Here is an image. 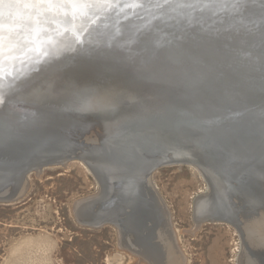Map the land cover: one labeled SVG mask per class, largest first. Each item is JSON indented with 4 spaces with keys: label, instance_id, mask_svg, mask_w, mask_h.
<instances>
[{
    "label": "water",
    "instance_id": "95a60500",
    "mask_svg": "<svg viewBox=\"0 0 264 264\" xmlns=\"http://www.w3.org/2000/svg\"><path fill=\"white\" fill-rule=\"evenodd\" d=\"M11 9L3 8L7 18L5 32L31 38L33 27L23 30L16 26L19 23L16 16L20 14L17 11L12 16ZM203 15L207 22L198 33L199 17ZM65 19L72 21L79 42L71 39L72 33L63 31L68 26L61 23ZM257 23L264 24V0H182V3L159 4L153 0L141 6L132 5L130 0H117L114 7L93 8L83 17L61 15L53 22H45L43 28L36 29L37 34H49L53 27L60 28L63 42L39 59L32 51L22 54L25 62L13 61L17 64L10 67L16 74L8 78L3 88H14L24 82L19 93L9 99L15 103L1 104L0 174L7 173L9 177H0V202L21 197L28 175L37 168L78 160L100 182L104 179L106 188L110 187L115 196L120 192L118 196L128 200L126 207L133 211L141 207L142 203L138 202L141 192L132 184L128 191L124 189L121 181L124 174L122 167H118L121 158L129 161V165L136 163L133 171L146 179V184L159 168L188 164L206 176L210 191L201 197L204 205L198 211L196 207V224L222 222L232 226L246 244V255L258 256L261 250L257 244L264 243V201L257 206H246L247 199L244 203L239 201L248 197L246 193L253 185L255 192L264 190V175L251 169L250 160V157L264 160V115L254 114L257 106L264 108V37L254 31ZM58 35L56 31L52 34ZM192 35L198 41H193ZM88 52L96 62L90 57L81 59V54ZM25 55L31 58L25 60ZM190 55L193 67L189 65ZM65 56H71L69 65L52 67L53 62ZM90 60L93 65H88ZM153 65L160 67L163 77L178 72L181 87L170 94L182 95L183 99L166 100L170 95L167 89L172 90V86L154 77ZM197 70L201 71L200 77L194 75ZM143 76H148V80ZM44 79V92H41L39 85ZM150 79L156 83L151 92L165 95L160 99L166 100L167 107L157 108L151 102L158 100L143 92L151 89ZM86 80L103 86L104 89L99 88L100 94L106 96L110 106L99 105L97 99L91 104L86 100L64 103V98L87 87ZM179 89H187L186 94ZM135 91H140L141 97L130 98L128 95ZM249 106L256 107L251 110ZM128 110L152 118L155 124L130 125L119 116ZM56 121L63 124L65 136L52 137L51 128L56 127ZM114 143H125L122 146L128 148L117 154L120 159L109 160L102 146ZM70 144L71 150H50ZM134 144H140L139 148L143 149L141 158H133L130 146ZM18 162L27 164L20 165V171L11 175L10 165ZM38 162L41 163L34 165ZM235 165L242 170L248 168L247 174L252 178L243 176V171L231 170ZM16 178L19 179L17 192L12 189ZM239 179L246 183L235 191ZM146 188L149 189L147 185ZM157 204L161 209L159 200ZM95 210L91 214H96L94 219H97L102 212ZM114 219H107V223L119 227L124 224L125 218L120 224ZM126 243L133 252L148 257L138 244L135 247L128 238Z\"/></svg>",
    "mask_w": 264,
    "mask_h": 264
},
{
    "label": "rangeland",
    "instance_id": "374dc122",
    "mask_svg": "<svg viewBox=\"0 0 264 264\" xmlns=\"http://www.w3.org/2000/svg\"><path fill=\"white\" fill-rule=\"evenodd\" d=\"M31 10L22 6L11 9L12 16L16 15L17 11L20 14L19 23L16 26H21L23 30L27 26L33 27L32 19L28 15ZM205 16L199 17L198 33L207 22ZM4 17L7 20L5 14ZM163 22L162 27L164 26ZM257 24L264 25L263 23ZM257 24L254 25V28L258 26ZM53 29L56 28L53 27L48 33L52 35ZM164 31L168 33L165 29ZM199 37L201 38V35ZM196 38V35L191 36L193 41H198ZM182 50L185 51L183 46ZM84 54H81L82 60L90 57L96 62L89 52ZM25 56H27L25 60L30 58L28 55ZM70 58L71 56H65L51 65L63 68L70 63L68 60ZM91 61L88 62V65H93ZM189 62V65L193 67L192 56ZM153 66L155 67V65ZM159 68L151 71L155 78L160 81L166 80V83L172 86V90L167 89V93H173L174 90L181 87L177 71H174V74L169 77H163L162 70ZM199 73L201 71L197 70L194 75L200 77ZM145 78L148 80V76ZM44 82L40 81L39 86L43 84L41 92H44ZM91 82L85 83L87 87H83L82 91L91 92L94 88H103L101 84ZM150 82L153 88L156 83L151 79ZM23 83L2 91L16 90ZM104 87L106 88V86ZM152 88L147 92L152 93ZM183 88L186 87L183 85ZM114 89L119 88L114 86ZM186 91L187 89L180 90L183 95L186 94ZM143 92L146 93V91ZM137 93L136 91L131 93L135 94V97L132 95V98L139 97L140 91ZM173 96L184 98L178 94ZM165 107L162 106V108ZM152 185L153 193L155 192L154 194L161 204V212L163 215L166 214L164 217L170 224L171 242L180 264H241L240 253L242 246L245 247L246 244L236 229L222 222H204L198 225L197 230L196 207L204 205L201 197H205L210 192L206 177H203L199 170L188 164L164 166L151 174ZM104 186L106 187L96 178L91 169L78 160L45 166L37 172L30 173L26 179L25 192L21 197L10 202H0V264H149V262L153 264L150 259L147 257L143 259L128 247L127 238L134 243V246L138 244L144 250V246L138 241L128 237L126 234L127 225L122 224L119 227L104 224L93 227L83 224L89 217L94 218L95 215L91 213L96 208L93 211L92 209L95 207L96 201L100 199ZM109 191L112 192L111 188ZM90 202L94 206L90 208L91 211L88 207L83 208L85 213L78 211L84 203ZM114 217V220L119 221L116 216ZM114 217L109 218L113 219ZM145 255L147 256L146 253ZM149 255L151 256L150 253ZM250 260L248 261L251 264Z\"/></svg>",
    "mask_w": 264,
    "mask_h": 264
},
{
    "label": "bare ground",
    "instance_id": "6f19581e",
    "mask_svg": "<svg viewBox=\"0 0 264 264\" xmlns=\"http://www.w3.org/2000/svg\"><path fill=\"white\" fill-rule=\"evenodd\" d=\"M24 16H25V14H24ZM201 21H202V19H201ZM163 23H165V21ZM257 25L258 26H256L254 28V31L257 33V35H260L261 37H264V25H262V24H257ZM155 67H154V69H157V67L156 68ZM199 74H201V73H199ZM87 81H89V80H87ZM43 82H44V80H43ZM114 82H112V84ZM20 85H22V84H20ZM95 86H96V84H95ZM99 88H102V87H97V89L94 88L91 92L86 90L87 92L81 91V93H78V94H75V95H70L68 98H64V103L66 105H69V104H77L79 102H83L84 100H86L88 104H91L94 101H96V99H97L99 105L105 106V104H109V106H110L111 104L108 103L107 99L105 98L106 96L100 94L101 93V91H100L101 89H99ZM88 89H91V88H88ZM102 89H104V88H102ZM18 90H19V88H17L16 90L13 89L12 91H8V92L7 91H5V92L3 91L2 93H0V111H2L1 104L7 105V104H11V103H15L16 102L13 99L12 100H9V99H11V96H13L16 92L19 93ZM64 94H65V92L62 93L63 97H64ZM145 94H148L149 96H151L153 98H156L158 100V101H152L151 102L155 106H157V108H160L161 106H166L167 107L168 105H164L166 103V100L169 101V102H172V99H170V98L175 97V96H173L174 94L167 93V94H170L167 97L168 99L161 100L160 98L161 97H165V95L160 94L158 92L148 93L146 91ZM131 95L132 94L130 93L128 96L130 98H132ZM148 95H145V96H148ZM133 97H135V96L133 95ZM139 97H141V96H139ZM255 107L256 106H249L248 108H251V110H252ZM258 113H262V115H264V108L263 107L260 108V107L257 106L255 108L254 114H258ZM262 115H259V116H262ZM119 116L122 118L123 121L128 120L127 123H129L130 125L131 124H139V125L152 126V125L155 124L154 123V120H152V118L146 117V116H144L142 114H135L133 110H128V111L120 114ZM105 129L106 128H104L103 131ZM63 130H64L63 124L62 123H59L58 121H56V127L51 128L52 137H55V136H65V132H63ZM122 145H125V143H121V144L114 143L112 145L102 146V150L104 151V153H106L108 155V159L109 160H112V159L116 160V159H120L121 158L117 154L120 153V155H121V151H123L124 149H127L128 148V147H123ZM190 145L191 144H188V147H190ZM107 146H110V147H107ZM139 147H140V144L139 145L138 144H134V145L130 146V149L133 148L132 154L135 155V156H133V158H136V157L141 158L144 155L143 149L142 148H139ZM71 149H73V148H72V146L70 144V146H61V147L53 148V149H50V150H53L54 152H60V151H66V150H71ZM121 160H122L121 161V165H118V167H122L121 171L124 174V179H122L121 181L123 182V185L126 188H124V187L123 188L126 191H128L129 188L131 187V184H132L133 187H138V189H140V192L141 193L139 192L140 193L139 194V198H138V193L136 194V196L139 199L138 202H141L142 203L141 204V207L140 208L139 207H136V208H134L133 211L131 209H127L128 207H126V205H128V202L129 201L126 200V199L123 200L122 199L123 197H121V195L119 197L118 195L120 194V192L118 193L117 196H115L112 192L109 191L110 187L108 189L105 187L104 190H103V192H102V194H101V196L99 197L100 199L98 201H96L95 207L92 205V203H91L92 201H91L90 203H84L81 206V208L78 209V211H83V208H86V207H88V209L94 207L92 209V211L95 208L96 209L98 208V211L100 210L102 212L101 215H100L101 217L103 216V217L106 218L107 216H109V217L112 218V217L116 216L119 219V224H120V219L123 220L125 218L123 223L125 225H127V228H126L127 230L126 231L130 232V233L127 232L128 235H130V237L133 238V240L138 241L139 244H141L142 246H144V251L146 252L147 256H149V257H147V259H150L153 262V264H177V263L180 264V262L177 261L179 259L176 258L175 250H174V247H173L172 242H171L172 235H171V233H169V230H170L169 226H170V224H168L166 222V220L164 218V215H166V214L163 215V213L161 212V209L159 208V206L157 204V201L158 200L155 199V197H154V195L152 193V189H154V187H153V185L151 186V177H150V179L148 180V182L146 184L145 183V180L146 179L139 178L138 176H136V173L133 171V168L136 165L135 162L132 163L131 165H129V163H130L129 161H123L122 158H121ZM250 160H252L251 169L254 170V171L261 172L262 175H264V160L263 159L257 160L255 158L254 159H251V157H250ZM33 161L34 162L35 161L37 162V161H40V160H33ZM40 163L41 162L34 163V165L40 164ZM22 164H27V163L18 162L17 165H14V164L13 165H10V168H9L10 174L11 175L17 174L20 171V165H22ZM0 166H2V165H0ZM228 167H226L224 170H227ZM231 167H232L231 170H233V168H234V171H243V174H242L243 176H246L247 175L250 179L252 178V175L247 174V172L249 170L248 168L246 169L247 170L246 171L244 169L242 170V168L240 166H238V165L231 166ZM25 168L28 169L27 167H25ZM33 168H36V166H34ZM39 170L40 169L37 168V170L35 172H37ZM108 173H110V172H108ZM200 173H201V175L203 177H206V176H204V174H202V172H200ZM234 176L232 178H234ZM0 177H2L3 179H7L9 177V174H7V173L0 174ZM18 178L21 180L20 177H18ZM238 178L239 177L236 176V178H234V179H238ZM19 179L16 178L15 182H13L14 184L12 186V189L15 192L18 191L16 189L18 187L17 184H19ZM263 181H264V178H263ZM250 182H249V184L252 185ZM104 183H105V180L103 179V184ZM244 183H246V181H242V180L239 179V181L235 184L236 186H234L235 187V191H239V190H237L238 187H239V185H243ZM105 185H106V183H105ZM146 185L148 186V188L150 190L149 189L147 190ZM257 185H260V184H257ZM255 186L256 185H253L252 186V188L250 189V192L248 190V193H246L248 195L247 198L244 197V198H242L239 201L242 202V203H244V201L247 199V202L244 203L246 206H249V205H256L257 206V205H259V203H262L264 201L262 199V197L264 196V190L261 188L258 192H255V188H256ZM24 187H25V185H24ZM24 190L25 189L23 188V191H22L23 193L25 192ZM15 192H12V193L14 194ZM124 194H126V193H124ZM145 194H146V196H145ZM157 196H159V195H157ZM125 198H127V195L125 196ZM159 199H160V197H159ZM135 204H138V203L135 202ZM200 206L202 207L203 205H200ZM90 211H91V209H90ZM95 211H93L92 213H94ZM197 211H198V209H197ZM251 211L253 213L254 208H251ZM101 217H98L97 219H94V218H90L89 217V219L86 220L85 222H83V224L84 225H87V226H97V224H103L104 222H105V224H108L107 222L110 220V218L107 217V219H109V220H107V219H101ZM93 224H95V225H93ZM198 225H199V223H198ZM198 225H197V230H198ZM257 245L260 247V250H261V251H259L258 256H256V253H253L252 256H249V257L245 253V249L246 248L242 246V251L240 253L241 254L240 255L241 258H239L240 261H241V264H250V262L248 261L250 257H251V260H250L251 261V264H264V243L261 242V243H258ZM149 253L151 254V256L149 255ZM143 259H146V258H143ZM149 264H152V263L149 262Z\"/></svg>",
    "mask_w": 264,
    "mask_h": 264
},
{
    "label": "snow or ice",
    "instance_id": "6c2138e0",
    "mask_svg": "<svg viewBox=\"0 0 264 264\" xmlns=\"http://www.w3.org/2000/svg\"><path fill=\"white\" fill-rule=\"evenodd\" d=\"M117 0H0V92H2L5 82L11 76L14 78L16 72L11 70L14 67L13 61L19 60L24 63L23 55L28 51L36 53V59L41 56L50 54L51 50L63 42V35L60 28L53 29L59 33L58 36H52L50 33L41 35L37 34V28H43L45 22H53L59 16L83 17L93 8H105L109 5L115 6ZM153 0H130L135 6H141L145 3H151ZM182 3V0H155V3ZM32 9L28 13L32 19V37L24 36L21 38L18 34H7L5 32V17L3 8H20ZM17 19L19 15L17 14ZM61 23L68 25L63 31L72 33L71 39L79 42V36L74 32L72 21L65 19ZM46 40V44L39 43ZM31 45V47H29ZM31 58V57H30Z\"/></svg>",
    "mask_w": 264,
    "mask_h": 264
}]
</instances>
